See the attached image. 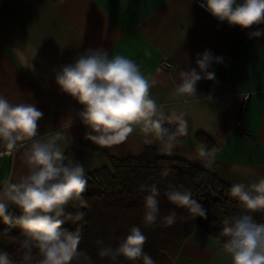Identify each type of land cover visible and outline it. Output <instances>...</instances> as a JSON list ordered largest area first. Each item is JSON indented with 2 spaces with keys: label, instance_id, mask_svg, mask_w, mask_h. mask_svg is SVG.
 Instances as JSON below:
<instances>
[{
  "label": "crops",
  "instance_id": "0c3cea01",
  "mask_svg": "<svg viewBox=\"0 0 264 264\" xmlns=\"http://www.w3.org/2000/svg\"><path fill=\"white\" fill-rule=\"evenodd\" d=\"M201 3L0 0V95L13 104L35 103L44 114L38 121V135L65 132L67 140L61 147L65 153L72 149L81 154L78 162L85 168V178L109 165V155L137 156L151 145L159 155L184 158L230 186L257 181L264 177V35L249 38V33L264 31V24L249 29L233 26L245 35L239 55H234L228 23L213 17ZM98 48L110 57L135 61L141 73L154 81L150 94L165 113L186 114L188 133L174 141L171 154L167 141L154 134L149 136L152 142L145 143L138 126L125 142L104 150L93 151L81 143L95 133L81 122L77 113L82 106L60 90L55 74L86 50ZM205 50L224 59L209 68L215 79L198 81L196 97L173 95L180 71L196 68L199 72L197 54ZM164 60L171 68L162 65ZM197 133L212 139L217 147L214 156H200L206 147L195 140ZM17 143L12 159L0 158V194L5 182L18 183L28 172L22 155L30 142ZM157 264H232V258L219 240L196 227L174 258L161 252Z\"/></svg>",
  "mask_w": 264,
  "mask_h": 264
},
{
  "label": "clouds",
  "instance_id": "9594fccd",
  "mask_svg": "<svg viewBox=\"0 0 264 264\" xmlns=\"http://www.w3.org/2000/svg\"><path fill=\"white\" fill-rule=\"evenodd\" d=\"M200 7L219 21L241 29L264 24V0H203ZM262 35L264 31L256 30L249 33V38ZM213 62L224 63V59L209 50L197 54L199 72L196 68L181 70L173 95L196 97L198 81L215 79V72L209 71ZM55 82L63 93L82 106L77 116L95 133L85 138L100 146L125 142L138 126L145 134V143H151L149 136L154 134L167 141L165 147L171 154L176 137L188 133L186 114L174 110L165 113L150 94L154 81L141 73L135 61L124 56L110 57L104 49H88L73 63L62 66L55 74ZM43 115L35 103L13 104L0 95V139L7 142L10 150L17 147L18 141L30 142L22 155L28 172L18 183L5 182L6 187L0 194V218L6 225L23 230L25 261L31 259L35 248L42 256L39 264H94L91 256L79 250L82 238L79 229L73 232L62 228L65 219L73 218L72 213H66V206L73 200L83 199L87 186L85 168L78 161L65 163V150L61 147L67 140L65 132L38 135V121ZM165 123L175 124V131L169 134L162 128ZM216 151L215 148L211 152L201 149L200 156L208 157ZM159 195V189L153 185L144 198L146 225H155L160 218ZM164 195L171 204L187 208L191 219L197 216L206 219L205 209L184 185H169ZM230 195L245 209L244 213L223 221L222 233L229 237L224 247L231 255L232 264H264V223H258L251 214L264 210V177L247 185L233 184ZM10 205L18 208L21 214L14 216L9 211ZM83 217V211L75 215L76 220ZM176 219V212L170 211L163 222L171 226ZM146 241L141 229L132 226L115 248L97 240V254L112 264L121 257L129 262L142 260L143 264H155L144 252ZM0 264H14L8 252L0 251Z\"/></svg>",
  "mask_w": 264,
  "mask_h": 264
},
{
  "label": "trees",
  "instance_id": "16d2710c",
  "mask_svg": "<svg viewBox=\"0 0 264 264\" xmlns=\"http://www.w3.org/2000/svg\"><path fill=\"white\" fill-rule=\"evenodd\" d=\"M226 28L232 35L233 54L239 55L245 35L229 24H226ZM176 127L172 124L164 129L171 134ZM182 139L184 136L178 135L175 141ZM195 140L203 144L207 152L217 149L212 139L205 134L197 133ZM81 143L93 151L105 149L85 137ZM65 156V163L81 158V154L72 149L67 150ZM108 159L109 165L89 173L83 199L73 200L66 206V213H72L73 218L65 219L62 225L68 231L79 229L82 237L79 250L91 256L94 264H112L107 258L98 256L96 241L103 240L105 246L115 248L132 226L139 227L147 237L144 252L150 255L155 264L161 252L174 258L196 227L204 229L224 245L229 237L222 233L223 221L245 212L243 205L230 195L231 186L213 172L181 157L159 155L151 145L146 146L143 153L137 156L120 159L109 155ZM165 171L167 175H164ZM181 184L191 190L193 199L205 209L206 219L199 216L191 219L187 208L177 207L167 200L164 192L168 186ZM153 185L160 191V218L155 225L149 226L143 221L144 198ZM9 211L14 216L21 214L20 210L13 207ZM78 211L84 212L81 220L75 219ZM170 211L176 212L177 219L175 224L167 226L163 217ZM251 214L258 223H264V210ZM24 239L26 236L20 227L6 225L0 218V251L8 252L10 259L16 263L39 264L42 256L35 248L31 259L24 260ZM116 264H143V261L129 262L121 257Z\"/></svg>",
  "mask_w": 264,
  "mask_h": 264
},
{
  "label": "built area",
  "instance_id": "2783aa9c",
  "mask_svg": "<svg viewBox=\"0 0 264 264\" xmlns=\"http://www.w3.org/2000/svg\"><path fill=\"white\" fill-rule=\"evenodd\" d=\"M162 65L166 68H171L172 66L170 62L165 61V60L162 62ZM18 147H19V144L17 143V147L13 150H10L7 147V142L0 139V158L8 157L12 159ZM0 170H1V166H0Z\"/></svg>",
  "mask_w": 264,
  "mask_h": 264
}]
</instances>
